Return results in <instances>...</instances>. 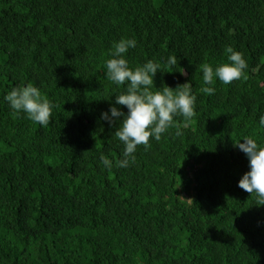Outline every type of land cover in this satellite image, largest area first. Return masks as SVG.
I'll use <instances>...</instances> for the list:
<instances>
[{"label": "trees", "instance_id": "trees-1", "mask_svg": "<svg viewBox=\"0 0 264 264\" xmlns=\"http://www.w3.org/2000/svg\"><path fill=\"white\" fill-rule=\"evenodd\" d=\"M122 38L137 40L130 66L162 65L157 87L197 95L182 134L150 138L127 168L101 118L124 90L105 72ZM228 47L246 79L201 92ZM29 83L57 105L47 127L4 100ZM261 116L264 0H0V264H264V206L238 186L250 167L234 147L264 141Z\"/></svg>", "mask_w": 264, "mask_h": 264}, {"label": "clouds", "instance_id": "clouds-1", "mask_svg": "<svg viewBox=\"0 0 264 264\" xmlns=\"http://www.w3.org/2000/svg\"><path fill=\"white\" fill-rule=\"evenodd\" d=\"M137 47L134 38H122L113 44L109 52L110 58L105 62L106 77L113 84L124 87L115 97L113 106L101 115L103 120L112 124L118 122L115 135L123 143L122 158L116 162V167L127 168L136 162L138 146L150 147V138L159 141L170 128H177L176 135L182 134L176 124V117L191 120L196 115L197 95L194 94L191 83L187 82L176 88L164 84L157 87L156 74L165 72L160 63L147 60L143 65L130 66L127 54L130 49ZM228 60L213 67L210 64L202 66L204 87L201 92L212 95L215 92L217 79L225 85L245 78L247 61L243 54L233 47L226 49ZM165 63L174 68L178 63L175 54L167 57ZM183 75L184 70L177 69ZM126 86V87H125ZM4 100L13 110V114H26V117L47 127L51 121L56 103L45 96L40 88L29 83L27 86L13 88ZM116 105L126 106L127 112ZM260 124L264 125V116L260 117ZM234 147L246 154L249 159L250 170L239 181L238 186L257 197V205L264 206V141L252 137L234 141ZM100 162L111 170L113 160L101 153Z\"/></svg>", "mask_w": 264, "mask_h": 264}]
</instances>
